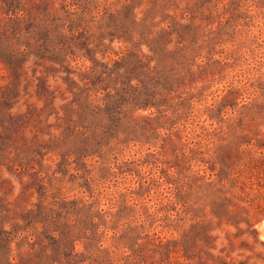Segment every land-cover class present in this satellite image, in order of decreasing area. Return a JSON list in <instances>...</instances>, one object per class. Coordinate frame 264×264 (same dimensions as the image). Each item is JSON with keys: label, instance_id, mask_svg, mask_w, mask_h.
I'll list each match as a JSON object with an SVG mask.
<instances>
[{"label": "rangeland", "instance_id": "374dc122", "mask_svg": "<svg viewBox=\"0 0 264 264\" xmlns=\"http://www.w3.org/2000/svg\"><path fill=\"white\" fill-rule=\"evenodd\" d=\"M0 264H264V0H0Z\"/></svg>", "mask_w": 264, "mask_h": 264}]
</instances>
